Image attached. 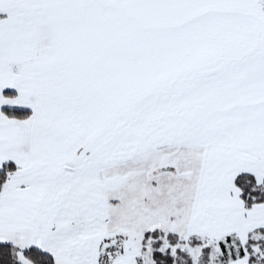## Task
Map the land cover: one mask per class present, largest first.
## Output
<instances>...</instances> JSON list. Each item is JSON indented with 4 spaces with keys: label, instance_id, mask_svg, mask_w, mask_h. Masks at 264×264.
Returning <instances> with one entry per match:
<instances>
[{
    "label": "snow or ice",
    "instance_id": "snow-or-ice-1",
    "mask_svg": "<svg viewBox=\"0 0 264 264\" xmlns=\"http://www.w3.org/2000/svg\"><path fill=\"white\" fill-rule=\"evenodd\" d=\"M0 264H264V0H0Z\"/></svg>",
    "mask_w": 264,
    "mask_h": 264
}]
</instances>
